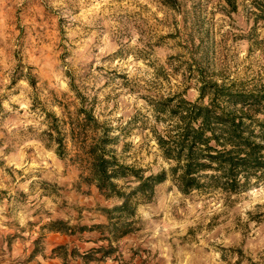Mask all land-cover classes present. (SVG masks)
<instances>
[{"label": "rangeland", "instance_id": "374dc122", "mask_svg": "<svg viewBox=\"0 0 264 264\" xmlns=\"http://www.w3.org/2000/svg\"><path fill=\"white\" fill-rule=\"evenodd\" d=\"M200 81L264 87V0H0V264H84L106 247L100 209L120 202L88 182L82 136L108 135L144 176L167 170L155 135L173 122L153 106L196 101ZM133 221L117 254L89 264H264V177L231 196L166 180Z\"/></svg>", "mask_w": 264, "mask_h": 264}, {"label": "trees", "instance_id": "16d2710c", "mask_svg": "<svg viewBox=\"0 0 264 264\" xmlns=\"http://www.w3.org/2000/svg\"><path fill=\"white\" fill-rule=\"evenodd\" d=\"M198 91L194 102L177 94L153 106L155 113L166 114L173 122L171 130L155 135L158 149L169 164L167 170L144 176L140 170L117 161L114 151L108 148L113 141L108 135H93L88 145V138L82 136L88 182L106 200L115 198L120 202L112 208L100 209L107 222L95 228L101 234L100 241H105L107 246L83 254L84 264L103 262L118 253L115 244L136 231L133 227L136 205L150 201L154 188L166 180L184 195L193 191H219L231 196L246 191L264 177V87L243 90L217 81H200ZM80 113L86 124L96 123L89 112ZM53 142L58 157H64L58 133ZM127 179L137 185L125 191L116 182ZM48 228L65 235L77 233L74 227L59 220L52 221ZM76 229L78 233L86 230ZM53 251L66 252V249L57 246ZM74 253L71 251L70 255L75 257ZM93 253L100 257L92 258ZM60 258L65 259V255Z\"/></svg>", "mask_w": 264, "mask_h": 264}]
</instances>
